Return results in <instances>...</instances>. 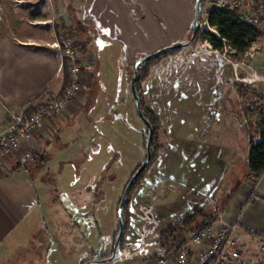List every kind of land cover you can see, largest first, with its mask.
I'll return each instance as SVG.
<instances>
[{
	"label": "crops",
	"instance_id": "0c3cea01",
	"mask_svg": "<svg viewBox=\"0 0 264 264\" xmlns=\"http://www.w3.org/2000/svg\"><path fill=\"white\" fill-rule=\"evenodd\" d=\"M192 2L195 4L196 0ZM46 3L51 10L50 16L34 13L29 19L49 20L47 23L53 34L34 29L33 24L30 28L27 22L23 24L21 19L17 20L20 23H13L8 30L0 28V132L7 126L9 113L27 112L37 95L46 94L52 97L62 93L66 85V72L59 71L57 51L48 47V44L54 42L63 31L75 35V45L82 55L83 106L80 109L69 107L62 118L51 119L40 131L37 135L38 148L33 155L36 159H10L0 167V264H28L19 263V256H37L33 264H44L45 258L48 264H58V257L63 261L61 264H64V254L66 258L70 255V259H77L74 264L93 261L96 254L90 249L92 244L95 249L96 243L91 238L90 222L85 225L90 227L89 230H85L77 221L73 225H67L73 229L66 232V235L63 233L64 236L60 238L59 246L54 251V263H50L53 249L48 247V240L37 236L41 225H35L37 219H34V214L41 211L43 198V201L48 202L46 196L51 187L66 190L64 179H73L72 175L75 174L71 169L72 163H77L80 168V165L86 166L91 162V154H86L82 147L87 144L97 147L95 142L99 126L104 132L115 135L120 141L118 146L122 147L123 129L126 128H123L121 117L130 116L135 105L129 96V48L143 57L148 54L147 51H157L160 45L154 40L156 35L161 34L160 26L155 20V24H149V14L141 0H71L68 3L66 0H46ZM152 11L153 9L149 10L151 13ZM194 16L195 6L194 14L190 17ZM187 33L188 31L185 35ZM124 61H127L126 66ZM120 69H125V72L120 73ZM119 78L123 79L121 83L117 80ZM191 80H201L203 84L208 82L209 78L194 75ZM216 80L219 82L220 79ZM201 92L193 93L191 101L187 103L198 109L199 113L193 114L200 126L188 135L181 154L170 149V142L158 152L153 163V190L147 187L144 190L145 195L155 194L159 186L175 185L178 200L170 214L175 213L174 215L181 218L191 214L195 208L204 213H215V220L237 226L239 244L247 260L250 264H260V247L264 243V191L261 192L264 180L255 179L249 171L251 129L245 112L239 111L237 103H234V111L241 118L248 142L245 171L247 179L241 181L237 176L238 170L234 167L224 196H219L223 186L216 190L210 188L211 184L222 179L220 175L225 164L220 167L219 157H222L224 149L233 151L238 144L228 126L233 115L228 116L225 110L233 111L228 102L239 99L240 93L223 90L216 92L209 89L207 91L206 88ZM222 100L225 101L221 104ZM170 103L174 104L172 101ZM214 103L216 107H213ZM135 113L137 115V112ZM220 115L225 116L223 124L219 119ZM213 119L216 123L212 122ZM106 140L105 136L102 145L97 149L98 153H103L105 149L107 153ZM232 151L228 157L232 155ZM125 156L126 152L113 154L102 169L99 179L104 177L106 180L118 181V159ZM140 164L139 159L133 164V169ZM89 169L91 168H87V175L86 172L83 174L84 180L91 178ZM184 189L186 191H183ZM85 192L86 203L77 204L78 210L90 208L88 205L97 204L100 200L96 198L97 191L95 196L92 188L87 186ZM122 193L121 190L116 210ZM186 203L189 206L185 209ZM160 212L162 213L161 210ZM127 238L126 236L124 248L121 249L123 256L125 251L132 247V243L126 241Z\"/></svg>",
	"mask_w": 264,
	"mask_h": 264
},
{
	"label": "rangeland",
	"instance_id": "374dc122",
	"mask_svg": "<svg viewBox=\"0 0 264 264\" xmlns=\"http://www.w3.org/2000/svg\"><path fill=\"white\" fill-rule=\"evenodd\" d=\"M66 1L68 3L71 0ZM141 2L146 6L147 14H149V24L154 23L155 20L161 29L160 36L156 35L154 37L156 43L160 44L157 51L169 47L175 44V42L182 43L190 40L192 37L191 26L194 20V17H190V15L194 14L195 6L192 0H141ZM213 3L214 0H208V6H205L203 10L201 31H209L216 34V31L205 23L207 12L214 8ZM150 9H153L152 13L149 12ZM34 13H42L46 17L50 16L51 10L46 0H0V28L8 30L13 23H20L17 20L21 19V22L23 24L27 22V26L30 28V25L33 24L32 27L34 29H41L53 34L52 29L47 23L49 20L39 19L30 21L29 17ZM187 31L188 33L185 35ZM256 46L258 50L254 48L248 49L238 62H234L229 56L231 54L230 48L224 51H216L208 42L201 41L193 43L173 55L165 56L156 65H150L149 74L142 81L141 91L146 111L151 112L155 120L160 122V131L156 145L164 148L170 142L172 147L168 146H170L171 150L174 149L176 153H182L184 141L189 134H192L191 132H193L194 128L200 126V123L197 122L194 116V114L199 113L198 109L196 110L193 105H187V103L191 101L190 97H192L193 93L200 94L202 93L201 91H205V88L207 91L209 89L216 92L221 90L233 93L239 92V99L234 100V102L229 100L228 102V106L233 111L234 103L238 104L237 107H240V112H245L247 107L262 104L264 101V33L263 37L257 41ZM154 52L147 51L146 53L148 54L146 55ZM138 55V53L133 52L129 48V59L127 60L130 65L128 69L130 81L138 58L146 56L143 55L142 57V55ZM123 64L126 66L127 61H124ZM119 72L124 73L125 69H120ZM194 75L206 76L209 78V81L203 84L201 80H198L200 82H194L191 80ZM218 78L220 79L218 80L219 82L216 80ZM117 80L121 83L123 79L119 78ZM241 89L242 92L240 91ZM129 96L132 101L131 90H129ZM171 101L174 104L170 103ZM224 101L222 100L221 104ZM133 107L134 114L132 112L130 116L121 117L123 128H126L123 129L125 141L121 142L122 147L118 146L120 141L116 139L115 135L108 131L104 132L103 129L101 130V126H99L95 142L97 147L94 148L88 144L82 147L86 154H91L89 157V161L91 162L86 166L80 165V168L77 167V163H72L71 169H73V174H76L77 179L75 178V174L72 175L73 179L65 178L66 190H62L60 187H51L46 196L48 202L43 201L45 200L43 198L41 211L35 212L34 219L40 220L39 222L36 220L35 225H41L37 236H43L44 239L48 240V247L53 249L50 263H54V251L59 246L60 238H63L67 234L66 232H70L73 229L67 225H73L75 221L83 225L85 230L87 228L89 230L90 228L88 225L85 227L86 223L90 222V226L92 225L91 238L96 243L95 249L94 244H92L93 247L90 249L91 252H95L96 254L93 261H91L95 263L92 264H147L148 260V264H152L155 259L153 257L165 249L161 246L163 241L160 234L169 226L183 221L185 216L180 218V216L174 215L175 213H169L178 200V192L176 193L177 187L175 185L171 184L170 187L162 185L158 187L155 194H150L152 192L148 190L150 195H145L144 190L147 187H150V189L153 187L154 166L152 164L148 167L146 174L140 182L126 214V219L129 223V231L126 235L128 240L126 241L132 243V247L125 251L124 256L121 250H118L115 260L103 263L96 262L99 261V257L108 254L114 246V237L119 224L116 210L117 199L121 195V190L124 191L126 184L132 176L133 168L135 167L133 164L139 159L141 164H143L146 157L143 139L144 134L146 135V126L136 115L135 105ZM213 107H216L215 103ZM225 111L228 116L230 114L234 116L230 118V125L226 123L230 126L231 133L233 132L232 134L237 139L238 144L233 151L232 149H224L222 157H219L220 167L225 164L223 166V173L221 172L220 175V179H222L211 184L210 188L211 190H216V188L223 186L219 195L220 198L226 194V186L230 182L234 167L238 170L237 176L241 181L247 179L245 178V171H247L246 156H248L246 153L248 146L246 131L241 125V118L237 116L238 114L235 111ZM219 119L223 124L225 116L220 115ZM214 121L213 119L212 122L214 123ZM105 136L108 142L107 153L106 149L103 153L102 151L98 153L99 150L97 149L102 145ZM231 151L232 155L228 157ZM124 152H126L125 158L120 159L118 157L119 165L117 166L116 173L119 175V180H106L104 177L99 179L102 169L111 156ZM89 167L91 168L89 169L91 178L84 180L83 176L85 175L83 174L86 172L87 175V168ZM227 173L228 175H226ZM80 174L82 179L79 176ZM262 184L261 192L264 191V181ZM98 185L101 186L95 189ZM87 186L93 189L95 196L98 193L96 198L101 201L99 200L97 204L88 205L90 208L78 210L77 204L86 203L84 197L87 195L85 192ZM177 186L179 187L180 184ZM178 190L180 189L178 188ZM183 191L186 190L184 189ZM175 193L176 195H174ZM95 196L93 195L94 199ZM188 206L189 204L185 206V209ZM160 210L165 216L162 215ZM64 224L66 226H63ZM63 233L65 234L63 235ZM93 249L94 251H92ZM35 258L37 260L38 257L31 258L27 256L24 258L23 256H19L18 260L19 263L27 262L28 264H33L36 261ZM57 259L58 264L63 262L58 257ZM63 259L64 264H74L77 261V259H70V255L66 258L65 254ZM43 262L44 264H48L46 258Z\"/></svg>",
	"mask_w": 264,
	"mask_h": 264
},
{
	"label": "built area",
	"instance_id": "2783aa9c",
	"mask_svg": "<svg viewBox=\"0 0 264 264\" xmlns=\"http://www.w3.org/2000/svg\"><path fill=\"white\" fill-rule=\"evenodd\" d=\"M213 5L215 9L237 10L242 23L258 31L264 30V0H214ZM75 43V35L63 31L54 42L48 44V47L57 51L59 71L66 72V85L60 95H37L27 112L9 113L7 126L0 132V167L10 159H31L38 148L37 135L49 121L62 118L69 107L82 108L84 66L81 52ZM256 45L257 41L249 49L258 50ZM262 180L264 170L259 177V181ZM260 254V264H264V243L260 247ZM153 264L250 263L239 244L237 226L214 220L175 250H162Z\"/></svg>",
	"mask_w": 264,
	"mask_h": 264
},
{
	"label": "trees",
	"instance_id": "16d2710c",
	"mask_svg": "<svg viewBox=\"0 0 264 264\" xmlns=\"http://www.w3.org/2000/svg\"><path fill=\"white\" fill-rule=\"evenodd\" d=\"M207 2L208 0L202 1L201 19H202L203 10L205 9ZM201 23L203 25L202 20H201ZM205 23L210 28L214 29L216 31V34L209 32V31L200 30L193 43L206 41L216 51H224L226 47L230 48L231 54L229 56L233 59L234 62H238L240 58L242 57V55H244L246 51H248L251 44L260 40L263 37V33H264V30L258 31V30H255L253 27L242 23L239 20V12L237 10H220V9L214 8L207 13ZM176 52L178 51L171 52L167 55H173ZM167 55H164L154 61H151L145 64L140 71V78L137 83V91L141 99L142 109L145 113L146 118L149 120V122L153 125L155 129V135H154V140H153V145H152L153 158H152L151 163L148 165V167H150L155 162L159 150L163 147L160 146L161 147L160 148L158 145H156L157 139L159 136V131H160V127H159L160 122L155 120V117L151 114V112L146 111V107L144 105V102L142 101L143 95L141 91L142 90L141 84H142V81L149 74L150 65L158 64ZM240 91L242 92V89ZM245 114L247 116V119L249 120L248 126L251 129V148L249 152L248 167H249V171L251 175L255 179H259L262 171L264 170V101L262 104L247 107V109L245 110ZM148 136H149V131L146 128V135L144 134L145 149H146V143L148 140ZM34 158L35 156H33L31 159H34ZM146 158L147 156L145 157V160ZM141 165H139L134 170L128 183L130 182L134 174L137 172V170L141 167ZM148 167L143 171V173L139 176L138 180L135 182L132 190L130 191L128 199L126 201L124 211H123L124 232L120 240L119 250L124 248L125 237L129 230V223L126 219V214H127L130 202L140 182L142 181L144 175L146 174ZM128 183L126 184L124 191L122 193V196L120 198L118 208H117V215H118V210H119L122 197L124 195V192H125V189ZM215 217H216L215 213L208 214V213H204L202 210L198 208H195L191 214H188L184 217L182 222H177L174 225L169 226L166 230H164L160 234L162 241H163L161 246L167 249L169 252L175 250L177 246L186 242L190 238L191 235L198 233L208 223H211L212 221H214ZM119 231H120V225L118 224V229L114 237V243L119 234ZM113 248L114 246L111 248L108 254L99 257V260H104V259L111 257L113 254ZM87 263L89 262L85 261L83 264H87Z\"/></svg>",
	"mask_w": 264,
	"mask_h": 264
},
{
	"label": "water",
	"instance_id": "95a60500",
	"mask_svg": "<svg viewBox=\"0 0 264 264\" xmlns=\"http://www.w3.org/2000/svg\"><path fill=\"white\" fill-rule=\"evenodd\" d=\"M202 1L203 0H196V2H195V16H194V20H193V23L191 26L192 37L190 38V40L188 42L175 43L169 47L158 50V51H156L150 55H146L145 57L140 58L137 61V63L135 64L134 73H133V76H132V79L130 82V88H131V94H132V97H133V100L135 103L137 115L149 131V136H148V140L146 143V156H147V158L143 162L141 167L137 170V172L134 174V176L131 178L130 182L128 183V185L125 189L124 195L122 197V200H121V203L119 206V210H118V221H119V225H120V231H119V234H118L116 241L114 243L113 254L111 257H109L105 260H99L96 262L103 263L106 261H111V260L116 259L117 255H118L120 240H121L122 234L124 232L123 211H124L126 201L128 199L130 191L132 190L135 182L138 180L139 176L143 173V171L148 167V165L151 163L152 158H153L152 145H153V140H154V135H155V129H154L153 125L149 122V120L146 118L145 113H144L142 106H141V99L138 95L137 83H138V80L140 78V71H141L142 67L145 64H147L148 62L154 61V60H156V59H158L164 55H167L171 52L179 51V50L185 49V48L189 47L190 45H192V43L196 39L198 32L202 28V23H201ZM92 263H95V262H89L87 264H92Z\"/></svg>",
	"mask_w": 264,
	"mask_h": 264
}]
</instances>
